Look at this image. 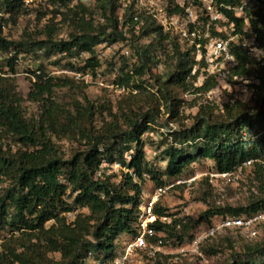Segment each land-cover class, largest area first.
<instances>
[{"label":"trees","instance_id":"obj_1","mask_svg":"<svg viewBox=\"0 0 264 264\" xmlns=\"http://www.w3.org/2000/svg\"><path fill=\"white\" fill-rule=\"evenodd\" d=\"M52 1L59 4L52 11L55 18L58 16L63 22L72 24L74 32L67 40L55 41L52 36L56 32V24L52 19L42 31L45 39L11 41L2 35L0 25V52L12 53L6 59L8 69L13 71L19 54L43 51L45 58L64 54L67 56L64 59L87 53L89 57L81 67L70 63L65 67L95 74L100 65L94 55V47L103 41L125 40L115 15L119 0H77L72 7L71 0ZM90 1L109 12L110 33L106 34L105 28L96 29L92 19L88 18L91 15ZM215 1L217 12L233 23V34H242L243 18L223 7H235L240 0ZM23 3L24 0H3L0 8L13 20L23 10ZM170 3L169 14L183 13L182 8L172 1ZM244 15L252 34L262 43L264 0L249 3L244 7ZM125 19H128L127 14ZM145 22L139 38H158V45L162 48L161 44L169 39L168 33H164L152 19ZM133 28L131 26L128 31ZM168 43H172L175 69L161 84L165 91L162 98L168 103L167 125L179 118L182 105L166 92L165 87L174 85L183 92L194 89L195 94H205L217 85L211 76L193 88L200 70L206 67L204 60L195 61L193 46L182 51L179 43ZM153 52L142 47L136 53L140 60L150 63L154 59ZM230 52L235 65L230 69L229 80L252 73L257 75L259 84L251 86L256 91L255 107L251 109L239 102L225 104L221 110L199 107L189 127L169 133V144L166 139L161 141L164 146L160 153V160L165 162L163 168L146 159L141 142V136L150 130L158 113L157 103L145 112L129 110L121 113L119 118L105 122L101 131H94L91 125L95 107L88 101L86 106L74 102L70 113L52 99L53 90L70 87L72 80L52 77L43 66H39L38 74L34 73V81L23 99L13 81L0 76V237L5 232L12 234L9 244H3L0 264H111L125 243L136 234L142 186L147 179L154 184V189L168 187L183 178L193 164L210 162L211 167L206 174H223L232 173L243 164L252 162L248 169L256 181L262 182L264 168L258 161L264 159V63L259 65L245 50L233 45ZM146 67L143 64L135 68L134 74L142 75ZM195 67L198 68L195 70ZM130 79V74L125 73L118 77L117 84L128 86ZM138 87L134 85V88ZM23 101L38 106L37 117L24 115ZM216 109L222 111V116L214 115ZM67 133L79 135L85 146L64 157L53 140ZM128 153L131 159L126 161L124 157ZM113 164L131 170L136 180L127 173H121L117 183L112 182L116 175L97 177L103 165ZM206 180L209 182L208 176ZM262 209L264 197L243 207L209 208L196 220L183 222L169 214L168 209L155 205L154 214L158 219L152 228L163 240L166 241L167 237L182 244L190 230H205L219 219L250 217ZM68 214H73L72 220L66 217ZM160 218H168L169 221L164 222ZM16 232L19 237L14 236ZM196 235L188 236V239L191 241ZM124 237L126 240L122 241ZM210 253L216 254L217 251L212 249ZM49 254H58L60 258L54 260L48 257ZM232 264H264V236L259 242L247 246L244 254L236 256Z\"/></svg>","mask_w":264,"mask_h":264},{"label":"rangeland","instance_id":"obj_2","mask_svg":"<svg viewBox=\"0 0 264 264\" xmlns=\"http://www.w3.org/2000/svg\"><path fill=\"white\" fill-rule=\"evenodd\" d=\"M76 1L71 0L70 7L74 6ZM171 1L172 3L181 2V0H157L156 11L161 10L162 13L160 14H163V12L168 13L167 9L170 7ZM125 2L126 0L118 1V10L115 14L117 18L119 15H123L122 9ZM195 2L194 0H185L187 5L192 4V8L198 18L197 30L199 33L206 34L212 39L226 38L231 34L233 28L227 19L220 18L216 21H211L217 14L213 6L214 0L212 9H209L210 4L207 2H201V5L195 4ZM89 5V13L91 15H88V18L92 19L95 28H105V33H110L107 21V18L110 16L109 12H104L94 1H90ZM57 7H59V4L53 3L52 0H32L31 2L23 3V10L19 15L13 17L14 21L9 14L4 15L2 20H0L2 35L11 41L23 39L43 40L45 39V35L42 31L53 19V22L56 24V32L52 36L53 39L55 41L67 40L69 35L74 32V27L68 22H63L58 16L55 18L52 11ZM245 28L248 30L247 25ZM140 29L133 28V30L126 32L122 30L125 40L118 39L116 42L111 43L103 41L94 47V55L99 61L100 66L95 71L97 76L94 75L91 80L83 78L84 72H76L65 67L69 63L75 67H81L88 58L86 54L79 53L64 59L62 58L67 56L54 54L49 58H45L43 51L41 53L30 52L28 54H19L17 60L14 62L13 71H10L6 65V59L12 53H0V76L11 79L17 93L23 99L26 98L29 92L31 84L34 81V73L38 70L39 66H43L46 73L52 77L72 80L73 84L70 87L53 90L52 99L63 110L70 113L73 112L74 102L86 106L88 101L89 104L95 107V116L91 125L94 131H101L105 122H110L117 116L119 118L121 113H127L129 110L133 112H145L152 104L157 103L158 113L155 116L153 124L150 126V130L141 136V142L143 143L142 147L146 159L152 165L163 168L165 162L160 160V153L164 149V146H162L161 141H165L166 139V143L169 144L171 138L169 137L166 124V121L169 119L166 108L168 103L162 98V94L165 91L161 88V84L167 75L171 74L175 69L171 42L179 43L182 51L189 49L191 44L184 40L179 41L175 35L168 33V41L171 44L165 41L161 44V48L158 45V38L150 36L140 39ZM142 47H147L154 51V59H151L150 63H146L144 59H139V55L136 52L141 51ZM58 60H60L58 64H55ZM263 63L258 64L263 65ZM143 64L147 67L144 69L142 75H135L134 69ZM233 66H229L225 70L224 75L217 78L216 87L205 94H195L194 89L183 92L174 85H168L164 88L173 98L181 101L182 105L179 110V118L170 121L174 131L179 130L181 127H189L194 122L193 119L197 115L199 107L218 108L221 110L225 104L233 102L245 104L251 109L255 107L256 91L251 86L259 84L257 75L252 73L243 78L232 77L229 80L230 69ZM197 68L195 67L194 69L196 70ZM125 73H129L131 76L130 84L125 86L124 91H121L115 85H118V77L123 76ZM206 78V71L201 69L199 76L193 83V88L199 87ZM134 85L139 87L134 88ZM21 105L23 113L27 118L38 116V106L36 104L23 101ZM214 115L222 116V111L216 109L214 110ZM53 142L57 144L64 157H68L77 150L84 149L85 146L81 137L76 133L59 135V139L55 137ZM210 167V162L190 166L183 178L171 183L173 187L158 199L156 205L168 209L169 214H172L177 219H182L183 222H187L188 219L196 220L200 213L209 208H223L226 206L243 207L254 199L264 197V179L262 182L256 181L248 168L241 173H235L228 179L210 183L206 180L205 176ZM103 175H116V178H113L112 182L117 183L121 173L120 171H113L107 165H103L97 177ZM193 177H197L195 182L190 185L185 183ZM178 182L180 184H176ZM153 189L154 184L147 179L142 186L141 203L152 195ZM82 212H85V210ZM66 217L72 220L73 214H68ZM168 221L169 219L166 218V222ZM201 232H203V229L196 228L195 230H190L182 244L178 243L176 239H168L165 235L166 244L153 256L143 257L142 263L232 264L236 256L244 254L247 246L259 242L262 238L261 236L258 239L250 240L246 235L240 233H221L215 238L202 243L197 250L189 249L185 256L177 257L176 251L179 247L189 246L191 241L188 239V236ZM11 235L5 232L0 237V253H4L3 244H9ZM14 236L19 237V233L16 232ZM125 240V237L122 238V241ZM212 249L216 250L217 253L211 254L210 251ZM48 257L54 260H59L60 258L58 254H49ZM6 264L9 263L6 262Z\"/></svg>","mask_w":264,"mask_h":264},{"label":"built area","instance_id":"obj_3","mask_svg":"<svg viewBox=\"0 0 264 264\" xmlns=\"http://www.w3.org/2000/svg\"><path fill=\"white\" fill-rule=\"evenodd\" d=\"M2 1L3 0H0V5ZM31 1L32 0H24V3ZM194 1H196L195 4L198 5H201V2H207L210 4L209 9H212L214 6L216 10L215 0L214 3L213 0ZM252 1L240 0V4L235 7H232L231 5L223 6L228 10H232L236 17L243 18L244 24L242 34H233V23H229L233 30L226 38L212 39L206 34L199 33L197 30L198 18L192 8V4L187 5L185 0L174 3L183 9L182 14H169L164 12L163 14H160L162 13L161 10L156 11L155 9L157 0H126L124 8L122 9L123 15H119L117 19L121 27L120 29H122L123 32L128 31L131 26L137 29L142 28L146 24V19H152L162 28L164 33L167 32L175 35L179 41L184 40L185 42H189L191 44L190 47H194L193 54L195 56V61L199 62L203 59L206 65L204 71H206L207 77L212 76L217 81V78L224 75L225 70L229 66H233L235 63V60L230 52L232 45L245 50L257 63L262 64L264 62V31L261 43L258 37L252 34L249 22L244 15V7L248 6ZM126 14L128 19H125ZM4 15H6V13L0 8V20H2ZM220 18L227 19L223 14L217 12L216 17H213V20L211 21H216ZM246 25L248 26L249 31L245 28ZM41 52L42 51H37L36 53ZM84 54L89 57L87 53ZM35 73L38 74L37 71ZM94 75L97 76V73L92 74L90 72H86L83 78L91 80ZM115 87L121 91H124L125 89L124 85H115ZM167 128L169 133L174 131L171 123H168ZM124 158L126 161H129L131 159V154H126ZM251 163L252 162H247L243 164L232 173H210L205 174V176H208L210 183L217 180L228 179L235 173H241L247 169ZM258 163H260L264 168V159L258 161ZM107 166L113 171H120V173L124 174L127 173L132 176L134 180H136L134 173L131 170H127L125 167H122L120 164ZM196 179L197 177H193L185 183L190 185L195 182ZM176 184H180V182ZM172 187L173 185L155 188L152 195L147 197V199L141 203L138 209L136 234L130 241L125 243L124 248L112 260L111 264H143V257L153 256L166 244L167 241L163 240L155 232L152 228V224L158 219V217L154 214V207L158 199ZM160 220L165 222L166 218H160ZM227 232H235L246 235L250 240H255L264 236V209L246 218L230 217L217 220L213 226L206 228L203 232L197 234L191 240L188 247H179L176 251L177 257H183L189 249L197 250L205 241L211 240L217 235Z\"/></svg>","mask_w":264,"mask_h":264}]
</instances>
